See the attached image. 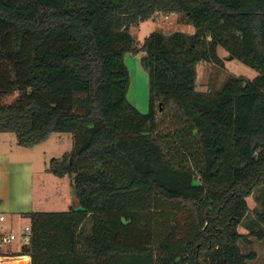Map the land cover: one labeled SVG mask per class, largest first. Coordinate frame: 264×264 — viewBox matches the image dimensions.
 I'll list each match as a JSON object with an SVG mask.
<instances>
[{
    "label": "trees",
    "instance_id": "1",
    "mask_svg": "<svg viewBox=\"0 0 264 264\" xmlns=\"http://www.w3.org/2000/svg\"><path fill=\"white\" fill-rule=\"evenodd\" d=\"M158 13L194 33L138 46L131 28ZM220 48L258 76L200 91L197 65L224 67ZM128 52L143 53L145 113L127 97ZM0 133L25 148L73 135L48 171L72 177L77 205L25 214L31 264H250L240 242L264 239V191L247 201L264 186V0H0Z\"/></svg>",
    "mask_w": 264,
    "mask_h": 264
},
{
    "label": "rangeland",
    "instance_id": "2",
    "mask_svg": "<svg viewBox=\"0 0 264 264\" xmlns=\"http://www.w3.org/2000/svg\"><path fill=\"white\" fill-rule=\"evenodd\" d=\"M184 19L178 14L158 13L153 19V31L160 30L166 34L179 30L187 33H194L195 28L183 21ZM144 30V28H142ZM141 25L132 27L131 32L135 37L138 46L142 44L145 34L143 35ZM143 53L128 52L125 55V61L130 72V86L128 90V100L136 106L141 112L148 111L149 103V82L148 74L145 70L141 57ZM219 55L224 60V67L217 66L208 62H200L197 65L198 90L206 91L208 89H219L231 76H245L254 79L258 76L257 70L245 65L237 59H229L228 53L220 48ZM73 135L71 133H54L48 141L40 143L31 149L18 147L28 157L32 158L35 163L34 175V207L37 211H66L76 203L75 190L70 182L71 176L67 175L65 179H60L48 171L52 158L61 157L66 152L72 150ZM3 183L0 182V191L3 189ZM264 191V186L257 188L253 196L248 197L251 206H255V196ZM66 198V199H64ZM16 198L10 195L9 202H4L2 207L13 209L16 207ZM1 208V206H0ZM262 206L259 205V209ZM252 210V209H251ZM13 222L7 221L6 225L10 228L7 232L12 237L9 243H3V251H12L17 253L19 246L23 243L22 232H25L27 222L23 219L13 217ZM252 211L249 213L245 222L254 220ZM5 224L0 216V226ZM242 229V228H241ZM12 230V232L10 231ZM3 232V233H5ZM11 234H10V233ZM241 249L244 252L250 250L263 251L258 261H252L250 264H264V239L259 240L251 237V243L240 242Z\"/></svg>",
    "mask_w": 264,
    "mask_h": 264
},
{
    "label": "crops",
    "instance_id": "3",
    "mask_svg": "<svg viewBox=\"0 0 264 264\" xmlns=\"http://www.w3.org/2000/svg\"><path fill=\"white\" fill-rule=\"evenodd\" d=\"M153 19L140 23L141 29L144 28V30L142 29V32L143 35L145 34V37L153 31ZM53 135L54 133L51 134L48 139H50V137H52ZM48 139L41 143L48 141ZM18 147L21 146H19L15 142L13 136L10 133H0V182L3 183V189L0 191V216L2 218V222L5 223L0 226V236H8V233L5 231H8L10 228L6 225V222H13V217L25 220L27 222L25 228L28 226L31 227L30 218L27 217L25 214L31 211H37L34 207L35 163L32 158L28 157ZM33 147H30L28 149H31ZM66 176L59 178L65 179ZM70 182L72 184V178ZM10 195L16 198V207H13V209H10L9 207H2L4 202H9ZM74 205H77V202L74 203ZM254 205L256 206V202ZM255 206H251V204H249L250 209H253ZM10 231L12 232V230ZM238 231L242 234H246L249 232L242 225L238 227ZM22 234L23 235L21 239L23 240V243L19 246L17 253H15L16 257L14 259L9 260L8 263L22 261L23 264H31V257L29 255H20L23 245L28 243L29 241H25V232H22ZM2 247L3 244L0 245V256L6 253L14 254L12 251H3ZM253 251L256 252L257 257L252 261H258L260 259L259 257H261L260 255H263L261 254L263 253V251Z\"/></svg>",
    "mask_w": 264,
    "mask_h": 264
},
{
    "label": "built area",
    "instance_id": "4",
    "mask_svg": "<svg viewBox=\"0 0 264 264\" xmlns=\"http://www.w3.org/2000/svg\"><path fill=\"white\" fill-rule=\"evenodd\" d=\"M31 235V228L28 226L25 228V241H28ZM12 241L11 236H0V245L3 243H9ZM15 254H3L0 256V264H7V262L11 259H14Z\"/></svg>",
    "mask_w": 264,
    "mask_h": 264
},
{
    "label": "bare ground",
    "instance_id": "5",
    "mask_svg": "<svg viewBox=\"0 0 264 264\" xmlns=\"http://www.w3.org/2000/svg\"><path fill=\"white\" fill-rule=\"evenodd\" d=\"M7 264H23V263H22V261H21V262H13V263H10V262L8 263V262H7Z\"/></svg>",
    "mask_w": 264,
    "mask_h": 264
},
{
    "label": "water",
    "instance_id": "6",
    "mask_svg": "<svg viewBox=\"0 0 264 264\" xmlns=\"http://www.w3.org/2000/svg\"><path fill=\"white\" fill-rule=\"evenodd\" d=\"M234 57L233 56H229V59H233Z\"/></svg>",
    "mask_w": 264,
    "mask_h": 264
}]
</instances>
